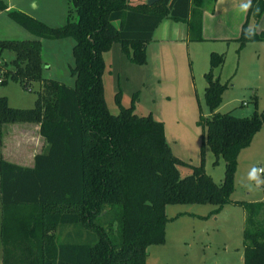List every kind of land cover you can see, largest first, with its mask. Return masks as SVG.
<instances>
[{"label":"trees","instance_id":"16d2710c","mask_svg":"<svg viewBox=\"0 0 264 264\" xmlns=\"http://www.w3.org/2000/svg\"><path fill=\"white\" fill-rule=\"evenodd\" d=\"M69 2L75 18L68 12L62 24L50 26L6 9L0 0V9L35 35L0 38V52H14L8 65L0 62V83L10 79L24 89L38 84L29 107L11 106L0 95V126L36 122L43 138L31 167L0 156L1 264H145L146 246L164 240L166 204L210 203L215 211L228 201L243 208L242 264H264V199L229 198L236 156L264 123V110L243 116L215 110L227 85L214 74L223 52L210 50L203 72L209 114L196 118L198 164L171 152L161 120L133 112L135 92L124 106L115 91V113L103 96L102 52L116 41L131 62L143 64L145 45L162 18L185 21L187 39L201 40L200 0ZM263 10L264 0H251L235 38L236 52L246 41L263 38L255 30ZM250 26L255 31L248 35ZM67 36L73 38L71 85L44 77L40 57V38ZM204 145L213 163L223 159L219 181L204 171ZM178 164L189 172L180 174Z\"/></svg>","mask_w":264,"mask_h":264},{"label":"rangeland","instance_id":"374dc122","mask_svg":"<svg viewBox=\"0 0 264 264\" xmlns=\"http://www.w3.org/2000/svg\"><path fill=\"white\" fill-rule=\"evenodd\" d=\"M209 4L210 0H207ZM25 5L28 14L50 26L62 24L68 12L72 19L75 18L69 0H42L37 8H33L31 2ZM233 30L230 20L227 32ZM262 35L261 39L246 41L237 52V42L233 39L193 41L186 46L165 41L163 47L166 55L156 66L152 64L151 57L146 65L131 62L115 41L109 50L102 53L104 69L101 82L107 108L112 113L117 112L118 107L114 102L117 89L120 91V103L124 106L129 104L135 92L133 112L137 115L150 112L154 118L161 120L171 152L190 164H198L201 128L196 124V118L209 114L203 99L205 80L202 75L207 66V54L210 50L224 54V60L220 67L214 69V74L219 76L220 81H226L227 85L215 110L228 111L236 116L248 115L254 109L264 110V33ZM32 37L35 35L9 18L6 12L0 14V38ZM40 41L42 75L71 85L73 76L69 73V66L72 65L70 48L73 38H40ZM157 42L164 41L150 43L148 52ZM13 55L12 50L3 49L0 62L8 65ZM37 87V82H32L31 89H24L17 82L6 79L0 83V95H5L11 106L29 107L33 104ZM25 124H1L0 141L3 145H0V151L4 159L23 155L26 144L34 143L33 135L30 141L22 140L21 145L15 139L21 136L18 127ZM238 152L229 198L264 199V186L256 188L254 182L247 179L253 167H264V123ZM213 159L209 147L204 145V171L218 181L223 172V159L219 156L215 163ZM177 166L180 174L189 172L186 165ZM213 208L214 205L210 203L166 204L164 211L168 219L164 224V240L146 246L145 264H242L243 208L230 201L221 204L215 211Z\"/></svg>","mask_w":264,"mask_h":264},{"label":"crops","instance_id":"0c3cea01","mask_svg":"<svg viewBox=\"0 0 264 264\" xmlns=\"http://www.w3.org/2000/svg\"><path fill=\"white\" fill-rule=\"evenodd\" d=\"M26 2L28 3L31 2L32 7L37 8L38 6L41 5L42 0H5V3L7 5L6 9L15 8L27 13L28 10L25 5ZM247 3L248 0H214L208 6L207 0H200L199 7L201 10V28H200L201 40L195 42H200L203 40H209L211 42H214L216 40L217 41L229 40V39L235 40V38L238 36L240 25L244 19L246 12L245 10H242L241 6ZM3 12H5V9H0V14H2ZM230 12L232 14H230ZM234 12H237L236 15L233 14ZM230 20L232 21L234 30L232 32L229 31L230 33H228L227 27L229 25ZM256 29L257 31H260L262 34L264 33L263 30L264 10L256 22ZM159 40L164 42L161 43L157 42V45L153 46V49H151V51L148 52V45L153 41H159ZM165 41L168 42L169 44H173V45L185 44V46L188 43L193 42L192 40L187 39V25L185 21L173 20L170 18H162L158 22V24L155 26L152 32L151 39L145 45L146 61L142 65L147 64L149 57L152 58V64H154L155 66L160 64L161 59L163 58V56L166 55V52L164 51V47H163L164 45L163 43H165ZM104 52L102 53L104 54ZM187 55H189L188 52ZM207 65H208V54H207ZM25 123L26 124L24 126L18 127V132H21V136L18 135V138L15 139L16 141H18V145H21L22 140L30 141L31 136L33 135L32 140L34 141V143L26 144L25 146L26 150L24 151L23 155L12 156L7 159L5 158V160L22 166L31 167L33 165V155L39 152L43 146V138L38 133V124L36 122H25ZM28 123L29 124L32 123V125H28ZM30 131H32L33 134L30 135ZM0 145H3L2 140L0 141ZM0 156L1 158H3L1 151H0Z\"/></svg>","mask_w":264,"mask_h":264},{"label":"clouds","instance_id":"9594fccd","mask_svg":"<svg viewBox=\"0 0 264 264\" xmlns=\"http://www.w3.org/2000/svg\"><path fill=\"white\" fill-rule=\"evenodd\" d=\"M251 6V0H248L247 4L242 5V10H247ZM254 29L250 26L247 30V34L251 35L254 33ZM247 179L249 181L254 182L256 188H260L261 186H264V167H253L251 171L248 173ZM248 187H251L252 185H246Z\"/></svg>","mask_w":264,"mask_h":264},{"label":"water","instance_id":"95a60500","mask_svg":"<svg viewBox=\"0 0 264 264\" xmlns=\"http://www.w3.org/2000/svg\"><path fill=\"white\" fill-rule=\"evenodd\" d=\"M152 1H154V0H145V2L148 4L151 3Z\"/></svg>","mask_w":264,"mask_h":264},{"label":"built area","instance_id":"2783aa9c","mask_svg":"<svg viewBox=\"0 0 264 264\" xmlns=\"http://www.w3.org/2000/svg\"><path fill=\"white\" fill-rule=\"evenodd\" d=\"M258 168H260V167H258Z\"/></svg>","mask_w":264,"mask_h":264}]
</instances>
